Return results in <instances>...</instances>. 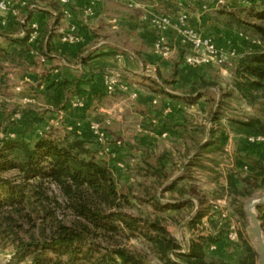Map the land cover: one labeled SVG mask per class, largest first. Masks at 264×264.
I'll use <instances>...</instances> for the list:
<instances>
[{
	"label": "crops",
	"instance_id": "1",
	"mask_svg": "<svg viewBox=\"0 0 264 264\" xmlns=\"http://www.w3.org/2000/svg\"><path fill=\"white\" fill-rule=\"evenodd\" d=\"M6 1L9 8L0 9V49L7 53L0 60V120L19 113L15 119L32 139L51 129L76 133L97 149L120 185L144 180L134 169L162 157L168 178L158 189L160 201V194L171 193L163 203L191 201L193 210L203 206L188 192L193 187L190 178L197 174L213 186L209 191L197 188L211 195L213 208L233 207L228 175L251 172L248 158L264 163V145L235 134L228 125L229 118L252 116L253 106L231 85V69L238 56L257 46L213 19L222 7H263L264 0H137L136 5L130 0H99L91 13L85 10L93 0H67L70 18L64 17L61 0ZM182 15L186 26L211 37L217 46L238 50L232 62L222 67L186 64L187 50L178 38ZM162 17L169 19L165 27L152 22ZM31 25L36 26L35 34ZM70 31L77 41L62 40ZM159 38L168 50L165 54L155 49ZM110 74L119 79L111 94L105 89ZM59 78L73 82L60 100L50 87ZM200 82L211 84L194 90ZM224 104L231 115L216 116L224 112ZM7 107L16 109L10 112ZM93 123L106 130V150L94 144ZM173 181L187 191L182 198L178 192L163 191ZM185 207L168 211L176 214Z\"/></svg>",
	"mask_w": 264,
	"mask_h": 264
},
{
	"label": "trees",
	"instance_id": "2",
	"mask_svg": "<svg viewBox=\"0 0 264 264\" xmlns=\"http://www.w3.org/2000/svg\"><path fill=\"white\" fill-rule=\"evenodd\" d=\"M213 20L235 35L260 42L256 49L238 56L231 85L246 104L264 102V6L250 3L222 7ZM6 55L0 49V60ZM72 84L59 78L52 80L50 87L55 88L60 100ZM210 84L200 82L194 90ZM15 113L0 120V251L9 254L8 264H151L122 243L121 238L130 236L146 240L162 264H228L207 256L206 250L218 241L212 235L192 238L186 250L179 251L181 245L161 214L192 206V202L172 204L159 200L158 189L168 178L162 157L153 165L147 163L134 169V174L144 180L120 185L108 162L76 133L67 132L56 138L46 133L31 139L27 130L20 128ZM228 125L232 132L247 139L264 135V119L260 116L229 118ZM247 161L251 172L242 177L231 173L227 177L233 196L231 204L241 217H245V212L239 198L250 196L254 189H264V163L254 158ZM139 188L142 195L137 193ZM163 191L178 192L180 198L187 192L178 188L175 181ZM131 201L150 204L154 218L125 211ZM59 208L71 216L68 222L57 217ZM257 214L264 233V205L257 207ZM204 216L206 210L201 206L188 226L194 227ZM35 219L41 220L38 235L23 230L27 223L34 227ZM239 238L243 255L237 264H258L255 248L241 233Z\"/></svg>",
	"mask_w": 264,
	"mask_h": 264
},
{
	"label": "rangeland",
	"instance_id": "3",
	"mask_svg": "<svg viewBox=\"0 0 264 264\" xmlns=\"http://www.w3.org/2000/svg\"><path fill=\"white\" fill-rule=\"evenodd\" d=\"M241 16L252 20V17H247L245 13H241ZM216 17V15L214 16ZM247 35L251 36L249 31H246ZM238 51V50H237ZM229 62H232L229 60ZM233 70V68L231 69ZM4 83V82H3ZM8 103V102H6ZM237 106H239L238 102H235ZM2 105L0 106V108ZM224 112L221 114H216L217 116H229L230 108L229 105L224 104ZM261 107H264V102H258L256 105L253 106L252 116H260L264 117V111L261 110ZM4 109V107H2ZM9 111H13L16 108L14 107H7ZM225 111L227 113H225ZM236 115V114H233ZM245 115V114H243ZM242 116V115H241ZM250 115H248L249 117ZM229 118V117H228ZM58 131V132H57ZM44 134V133H42ZM49 134L56 137H62L65 132L61 130L51 129ZM37 135V134H36ZM35 137V136H34ZM33 137L31 136V139ZM197 176V177H196ZM192 182L191 185L193 187L188 188L189 195L193 198L198 197L199 200L203 202L202 208L206 210V216L203 217L200 223H197L194 227L188 226V221L193 217L197 210H193L192 206H186L181 211L177 212L176 214L167 211L162 213L161 215L165 216L164 224L166 225L167 229L170 233H172L176 239L178 240L179 244L181 245L180 252H184L186 247L189 244V241L193 239H197L200 235H212L218 237L217 243L211 245L206 251L208 257H213L214 259H221L228 264H237L240 257L243 255V246L242 241L239 238V233L242 234L244 240H246L251 246H253L256 250V244L253 237L249 231V218L246 216L241 217L240 215L235 212L234 208L230 206L229 210L225 209V205H221L220 207H214L215 204L210 202V200L214 201V199L209 194L199 193L197 189L199 186L202 187L201 190L209 191L213 188V186L209 185V183H205L201 179L198 178L197 174H193L190 178ZM138 180L133 182H126L128 184H136ZM198 182L197 184H195ZM125 184V182H123ZM127 184V185H128ZM199 184V185H198ZM136 186V185H135ZM204 186V187H203ZM198 191V193H197ZM264 189H254L253 193L250 196L240 197L239 202L241 209L245 207V203L248 199L253 197L256 194L263 192ZM171 193L161 194V202H165L167 199H170ZM214 196V195H213ZM229 203V202H228ZM232 201L230 202L231 205ZM130 214L133 215H142L144 217L148 216L150 218H154L155 215L152 214L150 204L148 203H138L137 201H131L130 205L125 208ZM225 211V212H224ZM257 212V209H256ZM57 217L60 219H64L65 222H68L71 219V216L68 213H64L60 208L56 211ZM162 217V216H158ZM184 221V222H183ZM41 224L40 219H35V226L33 227L31 224L27 223L24 224L23 230L25 231H34L36 235H38V225ZM48 223L46 222L45 225ZM231 229L236 231V240H230L228 234ZM122 243L132 252L142 256L146 261L150 262L151 264H162L161 261L154 255L151 250L150 244L144 240L142 237L139 236H130L129 238H121ZM173 259H176L172 256ZM9 254L3 253L0 251V264H8ZM23 264V263H22Z\"/></svg>",
	"mask_w": 264,
	"mask_h": 264
},
{
	"label": "built area",
	"instance_id": "4",
	"mask_svg": "<svg viewBox=\"0 0 264 264\" xmlns=\"http://www.w3.org/2000/svg\"><path fill=\"white\" fill-rule=\"evenodd\" d=\"M99 0H93L86 8L87 13H91L92 6L95 2ZM137 0H130V5H136ZM64 4V9L62 13L64 17L70 18L71 12L67 7V0H61ZM10 3L6 0H0V9H8ZM186 16L182 15L179 18L180 24L183 26L178 32V38L180 40V44L186 48V53L184 55V61L188 65H214L216 67L224 66L230 58H234L237 56V51L234 48L224 49L216 45L214 40L211 37L205 36L193 28L186 26L185 23ZM153 23H155L158 27H165V25L169 22L168 17H162L160 19H153ZM31 29L33 30V34H35L34 30L36 29L35 25H31ZM74 26L70 27V30L73 31ZM69 32L62 36V40L65 42H73L77 41V36L72 32ZM253 45L257 47L260 46V42L257 40H250ZM155 49L157 51H162L164 54L167 53V49L163 46L162 38H159L155 42ZM119 83L118 75L110 74L105 76V89L106 92L111 94L115 92L116 85ZM19 90V88H18ZM78 104H82L80 101ZM19 113H15L14 117L18 118ZM90 130L93 136V141L96 147H102L106 150V130L102 127V125L93 123L90 125ZM248 140L251 142H256L264 145V135L259 136H251L248 137ZM230 240H236V231L231 229L228 234Z\"/></svg>",
	"mask_w": 264,
	"mask_h": 264
},
{
	"label": "water",
	"instance_id": "5",
	"mask_svg": "<svg viewBox=\"0 0 264 264\" xmlns=\"http://www.w3.org/2000/svg\"><path fill=\"white\" fill-rule=\"evenodd\" d=\"M264 205V191L254 195L245 203L244 212L249 218V231L256 244L258 264H264V233L256 209Z\"/></svg>",
	"mask_w": 264,
	"mask_h": 264
}]
</instances>
